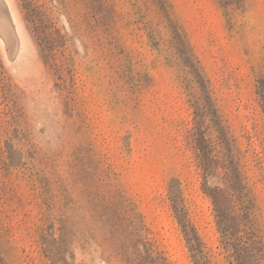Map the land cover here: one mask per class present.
Instances as JSON below:
<instances>
[{
	"label": "rangeland",
	"instance_id": "1",
	"mask_svg": "<svg viewBox=\"0 0 264 264\" xmlns=\"http://www.w3.org/2000/svg\"><path fill=\"white\" fill-rule=\"evenodd\" d=\"M197 263L264 264V0H0V264Z\"/></svg>",
	"mask_w": 264,
	"mask_h": 264
},
{
	"label": "trees",
	"instance_id": "2",
	"mask_svg": "<svg viewBox=\"0 0 264 264\" xmlns=\"http://www.w3.org/2000/svg\"><path fill=\"white\" fill-rule=\"evenodd\" d=\"M27 10H29L30 17L33 18V15L35 13L36 8H34V7H27ZM46 51L47 50L45 49L44 52H46ZM205 170H207V169L205 168ZM212 195H213L215 204L217 205V213H218V216H219V218H221V221H224L225 218H226L225 217L226 214H225V210H224L223 203H222V197H220V195H217V194H214V193ZM114 220H115L114 219V216L109 211H105L104 213H102L101 214V220L99 221L101 223V229L102 230H104V229L106 230V226L107 225H110V224L115 223ZM103 233L106 236L109 234V232L107 230L105 232H103ZM194 248L196 250V247H194ZM119 249L121 250V254H123V255L125 254L128 257L130 256V254H131L130 247L126 246L125 243H122L119 246Z\"/></svg>",
	"mask_w": 264,
	"mask_h": 264
}]
</instances>
